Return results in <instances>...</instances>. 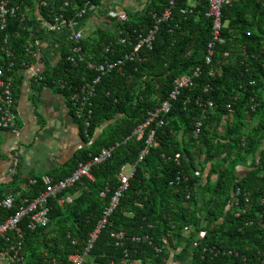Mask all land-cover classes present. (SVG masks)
I'll list each match as a JSON object with an SVG mask.
<instances>
[{
    "label": "trees",
    "instance_id": "16d2710c",
    "mask_svg": "<svg viewBox=\"0 0 264 264\" xmlns=\"http://www.w3.org/2000/svg\"><path fill=\"white\" fill-rule=\"evenodd\" d=\"M10 6L15 12L0 30V68L16 98L25 80L24 64L38 62L26 51L28 44L54 35L47 26L58 17L86 21L97 9H105V0H11ZM90 7L96 9L81 18ZM167 10L171 15L164 19ZM209 11V0H146L142 9L127 10L116 19L115 30L99 29L82 39V61H68L72 43L67 41L56 64L45 62L47 79L33 84L66 97L85 142L61 173L45 177L62 181L102 149H115L109 160L92 169L94 181L83 179L49 201L48 228L24 240L32 263L56 259L70 264L69 258L84 248L102 220L119 189V176L134 168L91 253L94 264H264V0L222 6L223 42L215 44L207 63L214 23ZM157 22L152 48L143 47L139 59L125 61L95 86L87 136L73 98L98 75L88 65L123 59ZM195 72L192 85L171 100L164 126L154 124L138 140L133 133L149 112L169 99L175 80ZM58 79L67 82L65 89L53 85ZM152 130L158 145L140 160ZM43 178L31 179L36 184L27 191L20 189L13 211L0 207V224L24 199L33 201L45 192ZM21 181L15 178L14 184ZM4 197L0 192V202ZM66 197L73 202L60 204ZM120 232L125 240L117 246L112 235Z\"/></svg>",
    "mask_w": 264,
    "mask_h": 264
},
{
    "label": "built area",
    "instance_id": "2783aa9c",
    "mask_svg": "<svg viewBox=\"0 0 264 264\" xmlns=\"http://www.w3.org/2000/svg\"><path fill=\"white\" fill-rule=\"evenodd\" d=\"M210 1V11L207 17L213 18L212 26V39L208 45V56L206 58L207 63L211 62L212 55L214 53V47L217 42H223L221 39L222 32V12L221 8L225 3H231L238 0H209ZM11 0H0V30L6 28L8 15L14 14V8L10 6ZM95 7H90L87 10L82 11L79 16L82 18L83 15L94 11ZM171 15L170 10H167L163 18L168 19ZM80 21L65 20L62 17L55 19V22L47 26L49 33L59 32L63 27H68L73 29L71 35L69 36V42L72 43L70 48V55L68 61L72 64H77L78 61H82L83 58V48L81 45L84 35L81 29ZM158 24L149 32L146 37H140L139 42L134 46L131 53L125 55L123 59L116 62H106L99 66L89 64V69H94L98 75L93 80L92 85L88 84L79 89V93L73 98L76 107V116L83 122L85 133L88 136L91 128L90 118L92 116V99L95 97L96 88L95 86L101 81V77L114 71L115 69H121L125 64V61L135 60L138 58L139 51L143 47L152 48V43L155 40L156 31L158 29ZM39 45L40 41L34 43H29L26 51L29 54H33L35 58L39 57ZM37 46V47H36ZM11 56V52H8ZM139 59V58H138ZM26 67L25 80L26 78L31 79L36 83H43L47 78L45 76L46 67L43 66L39 61L36 63L24 64ZM198 72H195L191 77H180L175 80L174 89L171 92L169 99L163 102L156 110L149 112L147 119L135 130L133 133L136 135L137 139L140 140L145 136V133L152 128L154 124L157 127H162L165 124L164 117L171 109V100H176L182 88L192 85V79L197 76ZM4 73L2 68H0V130L11 132L13 135H19L20 129L18 125V114L16 109V98L12 91L11 80L4 79ZM54 86H58L61 89H65L66 81L63 79L52 80ZM46 87V86H44ZM209 106L212 103L209 102ZM255 107H253L254 109ZM198 127L201 123L197 124ZM197 129V133H198ZM156 132L152 130L146 140L147 147L141 153L140 160H142L148 150L152 146L158 145L155 142ZM114 147L105 148L100 151V153L92 157L91 161L86 164H80L78 169L70 177L54 182L52 179L45 177L42 179L43 184L46 187L44 193H41L38 198L33 201H28L24 199L22 205L17 209L14 215L10 216L4 223L0 224V264H34L29 260L25 252L24 240L25 237L30 233H36L39 230L47 229L50 224V208L49 201L56 200L63 192L72 189L83 179H88L94 181L92 176V169L96 166L104 164L105 161L112 157ZM180 155H176L175 161L179 162ZM19 169V158L14 156L12 163L11 175L14 176ZM134 168L131 169V173L127 174L123 172L119 176V189L115 192L112 197L109 207L104 211L102 220L99 222L96 230L91 233L88 240L84 243V248L81 251H76L69 258L70 264H94V259L91 257V253L99 239L101 232L106 228L109 218L113 212L117 209L120 199L123 194L127 191L129 187V182L133 178ZM36 181L31 180L27 187L34 186ZM25 191V190H24ZM21 190L17 192L12 191L8 193L3 200L0 202V207L6 211H13L15 209L16 202L21 199ZM101 197H105L102 193ZM1 199V198H0ZM73 199L71 197H66L64 200L60 201V204H71ZM205 234H200V238H204ZM112 239L117 242V246H121L122 242L125 240L124 233H116L112 235ZM145 240H148L145 238ZM133 242H140L139 238H134ZM72 246L76 248L78 246L77 241H72ZM157 250V249H156ZM158 251V250H157ZM48 264H60L56 259L45 260ZM43 264H45L43 262ZM106 264H114L112 262ZM126 264V263H123ZM133 264H139L135 262ZM169 264H176L169 261Z\"/></svg>",
    "mask_w": 264,
    "mask_h": 264
},
{
    "label": "crops",
    "instance_id": "0c3cea01",
    "mask_svg": "<svg viewBox=\"0 0 264 264\" xmlns=\"http://www.w3.org/2000/svg\"><path fill=\"white\" fill-rule=\"evenodd\" d=\"M145 2L105 0V9H97L81 23L84 38L93 36L99 29L115 30L116 19L125 16L127 10L142 9ZM72 30L63 27L40 42L37 61L45 67L47 62L56 64L60 59L59 49L69 41ZM16 109L19 135L0 130V192L4 196L13 190L24 188L23 191H27L26 180L61 173L85 147L80 126L71 113L68 100L58 91L36 87L31 79L26 78L16 97ZM14 156L19 158V169L12 176L10 172ZM15 178L24 182L14 184Z\"/></svg>",
    "mask_w": 264,
    "mask_h": 264
},
{
    "label": "rangeland",
    "instance_id": "374dc122",
    "mask_svg": "<svg viewBox=\"0 0 264 264\" xmlns=\"http://www.w3.org/2000/svg\"><path fill=\"white\" fill-rule=\"evenodd\" d=\"M125 172H126L127 174H129V173H131V169H130V168H127V169L125 170Z\"/></svg>",
    "mask_w": 264,
    "mask_h": 264
}]
</instances>
